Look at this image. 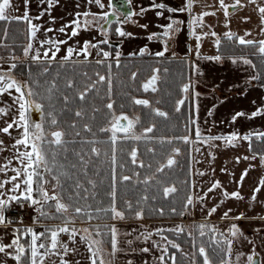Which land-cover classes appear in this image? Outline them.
Instances as JSON below:
<instances>
[{
  "label": "snow or ice",
  "instance_id": "obj_1",
  "mask_svg": "<svg viewBox=\"0 0 264 264\" xmlns=\"http://www.w3.org/2000/svg\"><path fill=\"white\" fill-rule=\"evenodd\" d=\"M47 3L48 9H51L53 6L59 3V0H41V3ZM198 0H186L185 4L180 8H173V7H167L163 3L153 4L152 7L156 9H166L170 13H176V12H191L193 9L194 3H197ZM23 3L25 5V11L23 12V15H11V9L13 8V4L11 0H0V21H17V22H24L27 25V38L28 43L23 48V53L26 58H29L33 63L40 64L42 61H47L48 63H51L53 60L56 59L57 53L61 50L60 45L66 44L67 41L65 40H59V39H53L48 38L45 40H41L40 44L43 48L44 45H49L48 48H43V52L41 54L40 49L35 50V54H31L34 49V41L37 39L38 32L41 31V27L38 24L33 23V18L30 17L29 11L27 10V6L29 4V0H23ZM89 4H95L100 9L105 8V4L102 2V0H88ZM249 4L257 5L256 11L259 14L260 17V31L264 32V2L259 3L257 0H248ZM220 8L223 10L225 17L229 16V7L236 9L237 7H244V4L242 3V0H235V2L232 5H228L225 3V0H219ZM77 7H79V4H77ZM108 7H112V0H108ZM47 11V9H46ZM147 9L141 8L140 13H132L128 12L124 14V21L132 22V16L133 15H140L143 14ZM44 12L40 13V16H43ZM83 16V17H89L92 16L93 19L91 20H84L83 23L79 19H72L70 21V24H65L64 26L60 27L58 29L59 32L64 33L66 29L71 26V37H76L79 35L80 30L87 31L91 27L94 26L95 21L97 18L104 20L106 23H111V21L108 20L109 13L107 11H102L100 13H90L88 11H84L83 13H76V16ZM157 16L162 15L161 12L156 13ZM209 15H215V12H208V11H202L199 15L193 16L191 20L189 21L190 26H200L203 23V19L206 16ZM40 16L35 17L34 19L39 20ZM183 21L180 20H171L168 24L163 26V32L162 34L158 33H152L149 35L148 39H159L160 35L163 37H170V33L176 31L178 32L180 29L176 28L175 25L177 24H183ZM141 27H147V25H141ZM102 32L105 36H107V29L103 28L101 26ZM46 32L53 31L51 28H48L45 30ZM8 30L4 29V34L7 35ZM115 33L119 35L120 37L125 36H131V33L125 32L121 27L115 28ZM190 35L193 36L196 40V50L198 51L200 48V41L203 36H209L216 37V33L213 31L211 33L204 32L202 35H198L195 31L190 32ZM249 35V33H245L244 36H236V33L233 32H226L224 33V36L228 40H233V38L236 39V42L243 46H252L256 52L260 54L261 57H264V39H260L258 41L252 40V39H246L245 37ZM109 41L107 38L104 40L99 41L98 43H92L91 41L85 40L83 42V45L79 47V49H75L73 47H68L66 51V55L63 56L62 61L68 62L73 57V55L81 56L87 59L88 56L91 55L90 49H99L97 52L98 56H102L104 59H98L96 60L97 64H103L105 60L111 55L110 52L104 51L103 49L99 48V44H108ZM221 43L220 39L215 40V44L219 46ZM165 44L167 45V42L165 41ZM165 51H167V46L165 47ZM141 54L145 52V49L140 50ZM120 53L117 52L116 56L119 57ZM157 56H163L164 51L157 52ZM12 59H15L13 57ZM205 59L213 60V61H220L222 59L221 56H209L205 57ZM239 61H241L245 65H250L253 68L256 66L252 63L250 59L247 57L241 56L238 58ZM83 63V61H80ZM117 64H119V61H116ZM232 62L235 64L237 63V59H232ZM73 63H76L73 61ZM63 66V64L61 65ZM17 67L16 63H12L9 66V69L7 72L0 71V95L7 94L9 96H12V91L14 90L15 93L18 95L13 96L12 103L8 105L7 107H0V116H10L11 120L10 122L5 121L4 126L0 127V133L9 134L10 135V129L18 128L21 129V132L19 134L18 138H15V142L12 145L13 148H16L17 155L15 156V159L17 160L19 166L11 168L13 175L7 176L8 166H0V173L5 174L4 179H0V226H2L5 229H8L10 225L15 223L14 221H11L9 217L6 215L8 210L11 208L12 204H16L19 207L23 208L25 206L33 208L37 212V216L33 218L34 223H38L40 218H56V219H62V223L54 226H44V231L37 232L33 227L28 226L21 230L20 228H13L12 229V238L10 243H4L2 240H0V254H3L4 257L11 258L15 261V264H46V261L49 260L53 256L59 257V264H70V261L66 259V257L70 253H75V248H70L69 244L67 242H64L60 239L61 234H67L68 240L75 242V237L82 231L83 233H86L87 235H80L81 241L87 242V250L90 253L89 260L90 264H97L99 261V264H105V259L100 255L102 249V240L96 239L93 236V232L90 231L89 228H84L82 230H78L74 227V224L76 220L82 216H86L88 221H92L93 219L99 218V213H105L106 215H110L112 220H124L126 219V211L125 208L128 210L129 213H134L135 219H143V209L136 210L132 204L131 201H124L125 208H121L117 204V173H116V142H117V132H123L125 134L124 138L128 139H135L140 140V136H136L132 134V129L135 127V124L138 122L139 118L137 117L135 120L129 119L125 115L121 116H115L113 114L112 121H110V128H101V132L111 131V143H112V157H111V163H112V169H111V190L108 192V196L110 197V205L107 208H101L97 207L95 209V212L97 213L96 216H94L90 209V205H87L85 203L84 206H80L78 204L79 200L87 201L89 197L95 198L96 193L90 192L88 188L84 186V184L81 183L79 179H76L74 181V186L72 188H69L67 186L66 181H62L61 177H66L68 180L72 179V176L69 175L66 171H61L59 174H55V168H56V153L53 151L51 153V156H49V148H46L45 146H61L65 143L64 136L65 132L61 130H54L50 133L46 134L45 129L42 123H35L30 120L29 112L34 107L35 110L40 111L42 109V105L39 103H35L32 99H30L33 96H36L38 93L34 91L31 84L28 81H19L17 80L12 74V69H15ZM195 68V65H193ZM109 71L111 69V65H108ZM48 68L45 67L43 69L44 73L48 72ZM154 73L156 70H153ZM85 76H87V73H84ZM98 77V80L91 81L86 85L83 91L79 92V98L80 100H85L87 93L90 89L94 88L96 83L98 82H105L107 80L108 84V90L109 93L111 92L112 87V80L111 75L106 78L104 75H100L99 73L96 74ZM133 78H135L136 73H133ZM158 77L153 74L143 85L144 91H156L155 84L157 82ZM253 80L259 79V76H253ZM32 83H35L33 81ZM67 87L71 88L73 86V81L71 79L67 80L66 82ZM56 88L55 82H53L47 89V91L51 94L53 89ZM190 84H183L181 91L184 93H187L189 91ZM64 100L67 101L68 97L65 96ZM137 105H149V101L146 99H135L133 101ZM184 100L180 99L176 101V111H180V106L184 104ZM16 108V112L12 113V108ZM106 107L108 109H112L113 105L111 103L107 104ZM155 114L160 117H167L168 114L166 112L160 111L158 108L153 109ZM261 110H257L256 112L252 113V116H256L260 114ZM49 117H51L49 123L53 126H56L58 124V121L56 117L53 115V113L50 111L47 113ZM77 117L82 116L81 111H77L75 113ZM244 113H236L235 116L232 117V119L235 121V119L238 116H242ZM18 117V118H17ZM126 120L127 125H123L120 123L121 120ZM192 124H195V120L191 121ZM72 127H75V125H72ZM85 131H91V128L88 124H85L84 126ZM146 133H150L153 131L152 127H147L144 130ZM77 136L80 135V133H76ZM49 136L51 139H49ZM255 137L257 140L264 139V131H259L255 133H248L243 136H240L237 133H232L228 136H208V137H202L201 131L199 127H196L195 129V138L196 141H202L205 144H210L211 141L216 140H224L226 144L235 146L236 142L239 140H245V141H251L252 137ZM147 138V137H145ZM173 139L180 140L186 145H192L196 141H193L189 135H181L174 137ZM163 142V139L161 140ZM3 141L0 140V146L3 145ZM85 143H91L94 144L95 141H85ZM167 143L171 144L172 140H168ZM17 146H23L24 150L21 151L19 147ZM215 146V145H210ZM249 148L251 150V143H249ZM3 148L0 147V151H2ZM67 151V149H64ZM199 148H196L195 151H199ZM149 152H152L153 149L149 148ZM172 154L167 156L166 163L160 164L159 167L156 168V172L160 173L163 172L165 168H172L174 165L177 164V160L175 159V156L179 155L181 152V149L178 147H174L171 149ZM91 153L95 156L100 155V150L97 147H91ZM75 155L79 158L80 163L83 165V175L87 177V168L90 163L89 160H85L84 156L81 155L79 152L75 153ZM131 157V163L137 164V149L133 148L131 152L129 153ZM211 155V153H210ZM189 175H192V169H191V151L189 152ZM256 154H253L251 159H256ZM239 157L237 158V161H239ZM244 159H249V157H244ZM260 164L264 165V153L259 154ZM11 163V161H9ZM63 166L61 165V168ZM71 167L73 169L76 168V164H72ZM121 168L124 167L123 164L120 165ZM140 167H144L143 162L140 163ZM251 168L252 165H249ZM200 176L205 175L203 172L197 173ZM248 174V169H245L244 172L240 176V181L243 182L245 177ZM138 175V174H136ZM50 177V179H49ZM155 179L154 176L152 177H145L142 183H149L150 180ZM120 182L125 181H131L132 176L128 175H121L119 177ZM87 184L91 185L92 188L96 187L95 181L92 179H87ZM10 185L11 187H8ZM49 186L51 187V190H49ZM195 185L193 184V187ZM264 186V177H262L259 180V185L256 186L253 190V195L251 196L252 201L257 200V196L255 193H259L262 190V187ZM221 184L219 181H215L211 183V186L207 189V192L204 193L202 196H194L192 193H189L184 202H183V208L184 211L179 212V215L184 216L187 213V210L189 206H194V202H202L205 198V196L208 195V193L213 192L216 189H220ZM177 191V188L175 186H165L162 189V194L164 198H168L171 194L175 193ZM15 193V194H12ZM222 195L225 199L228 198H234L236 200H243L244 197L241 195L239 190L228 192L223 191ZM76 200L77 203H73V200ZM149 199L148 196H143L140 198V201L137 203H140L141 201H147ZM152 199H155V197H152ZM223 203V201H221ZM55 209L54 213H50L49 211H46V208H53ZM160 215H164V209L160 208L159 210ZM170 211L173 214L177 213V209L175 207H172ZM217 211V207H212L208 209V215H212ZM231 211V209H229ZM229 212H224L223 218L228 217ZM244 215L241 213L239 216L234 217L236 220L243 219ZM261 219H264V217H261ZM22 223V221H20ZM104 228H107L109 231L107 233H104L103 235H109L110 236V243H111V256H115V254L118 251H121V249L118 247V230L115 225H103ZM95 229V236H101L102 233L100 232V225L94 226ZM199 235L201 237L206 235V229L208 232H210L212 235L210 237L211 244L216 245V249L214 251L216 252V255L220 257L219 264H231L230 260L225 259V256H230L232 253V246L234 243L233 239H229L227 236H224L223 233H220L221 239H217V232L218 230L215 228V226H209L207 224H199ZM162 229H156V232L158 234L162 233ZM170 232H174L176 234L183 233L185 231L184 226L177 225L175 228L168 229ZM229 234L232 237H237L238 235H242L241 230L238 228L237 224L233 223L230 225V228L228 229ZM21 235H28L30 236V241H27L25 243H21ZM191 235V233H189ZM152 236L151 232H148L147 235L144 236L145 240L150 239ZM162 240L166 241L168 245L172 249L180 250V245L177 244L175 241L169 239L167 236H162ZM129 244L132 243L131 240L128 241ZM153 245L155 247L160 248L161 245H159L157 242L153 241ZM226 245V247L222 246ZM211 246V245H209ZM162 254L159 256L160 264H165V257L167 256L169 260H171V264H177L176 255L175 253L169 254L168 247H162ZM140 251L142 252H149V248L145 247L142 248ZM199 256L203 258L202 264H214V261L210 259L209 254L207 252V249L205 246L201 245L198 248ZM248 264H254L253 262V255H248L247 257ZM6 264V261L4 262ZM52 264H56L55 261H52ZM76 264H79L77 261ZM109 264H111V261H109ZM128 264H132L131 261L128 262ZM192 264H196V260L193 257Z\"/></svg>",
  "mask_w": 264,
  "mask_h": 264
},
{
  "label": "trees",
  "instance_id": "obj_2",
  "mask_svg": "<svg viewBox=\"0 0 264 264\" xmlns=\"http://www.w3.org/2000/svg\"><path fill=\"white\" fill-rule=\"evenodd\" d=\"M4 29L8 30L7 35L4 34ZM0 41L9 47V55L24 56L23 48L28 43L26 23L11 20L0 21ZM219 50L221 54H249L250 57L255 60V64L259 65L260 56H255V49L252 46H243L237 44L235 40H228L225 38L221 40ZM75 62L76 63H73L71 60L68 62L54 60L48 63L45 60L40 64H36L31 60L20 59L14 62L17 64V67L12 69L11 73L19 81H28L34 91L38 93L36 96L30 98L35 101V103H43L45 107L40 110L42 118L39 116L38 120H42L44 116L41 123H47V128H49L50 131L61 130L65 132V143L63 145H46L45 147L49 148V156H51L53 151L56 153L55 174L66 171L72 176L71 180H68L66 177H61L62 181H66L69 188H72L74 186V181L79 179L90 192L96 193L95 198L89 197L87 201L82 199L78 201L80 206H84L85 203L90 205L89 211L96 216L97 213L95 209L97 207L107 208L110 205V197L107 194L111 190V173L108 174V171H106L103 166H100L99 169L96 167L97 161H105L108 162L112 169V133L110 131H100L101 128H108V125L104 124V121H106L105 118L110 115L111 110L108 109L106 105L111 103L113 105L112 109L117 110L122 107L121 105L126 106V104L129 103V99L130 103H132V95L138 93L136 89L139 87L140 81L144 79V76L150 73L152 63L146 64L147 69H145L146 66L140 65L137 62L130 63L121 61L119 64L113 60L109 62L105 61L103 64H97L96 60H91L88 63ZM62 64L63 66H61ZM109 64L111 65L110 71L108 68ZM262 65L264 66V64ZM160 66L163 69L166 67L161 77L159 94L162 96V106L168 116L166 118L158 117L153 110H145L142 115L143 120L141 124L149 125V127L153 128V131L146 133L144 137L150 135L152 139L145 138L137 140L136 142L138 144L136 146L130 142V144H127L126 148L119 145V143H117L118 141L116 142V159L117 163H120L116 164L117 204L119 207L125 208L124 201H135L132 203L134 208L136 210L142 208L144 218L148 216L151 218H175L180 216L179 212L184 211L183 202L186 196L192 192V177L189 175V145L183 147V149L187 151L184 150V153L179 157L176 165L172 168L164 169L163 172L156 173L154 175L155 179L150 180L149 183H142L144 178L149 177L147 175L151 174V168L157 163L163 162L164 156H167L166 154L169 151V145L171 146L173 143H176V145L182 144V141L176 139L171 144L167 143L168 140H164V142H161V140L165 137L183 135L180 124H183L184 120L189 116L188 107L184 104L180 106L179 112L176 111V101L183 95L181 84L185 81L188 73L186 58H167L160 63ZM45 67L49 69L47 73L43 72ZM133 71L138 73V75L136 73L135 78H133L132 75ZM84 73H87V76H85ZM97 73L104 75L106 78L109 74L111 75V92L109 93L107 80L105 82H98L94 88L89 90L85 100H80L79 92L83 91L86 85L91 81L98 80ZM69 79L73 81V86L71 88L66 85ZM33 81H35V83H32ZM53 82H55L56 88L53 89L50 94L47 89ZM65 96L68 97L67 101L64 100ZM50 111L58 121L56 125L58 128H53L56 126L49 123V118L51 119V117H49L47 113ZM77 111H81L82 116L77 117L75 115ZM29 117L33 122L30 112ZM47 117L48 119L45 122V118ZM151 122H153L152 125H150ZM85 124L89 125L91 131L84 130L83 126ZM72 125H75V127H72ZM76 133H80V135L77 136ZM49 139H51L50 136ZM85 141H95L94 144H99L101 148L100 155H93L91 153V147H93L94 144L85 143ZM131 147L137 149V155L141 153L146 161L144 170L139 171L141 168L137 169L128 165V158L130 157L128 153L133 149L130 150ZM149 148L153 149V151L149 152ZM64 149H67V151ZM251 150L252 152H259L260 154L264 153V139L252 141ZM77 152L83 155L85 160L86 157H89L90 163L87 168V177L83 175V165L75 155ZM148 162H150L152 166H148ZM121 163H125L123 168L120 167ZM72 164H76L75 169L71 167ZM61 165L63 166L62 168ZM121 175L132 176V180L120 182L119 177ZM135 178L138 179V181H134L133 179ZM87 179L94 180L96 187L92 188L91 185H88ZM165 186H175L177 191L168 198H164L162 189ZM143 196H148L149 199L137 203ZM152 197H155V199H152ZM72 202L74 204L77 203L75 199ZM172 207L177 209L176 214L170 211ZM160 208L164 209V215L162 216L158 211ZM45 210L50 213H54L55 211L54 207L46 208ZM125 211L126 218L131 216V213H129L126 208ZM191 211L192 206H189L187 212L190 214ZM98 215V219L110 217V215H106L105 213H99ZM41 219L58 221L56 218L42 217ZM201 223L212 226L210 221H196L192 227L191 235H189L185 229L186 232L184 231L180 234L174 233L172 238L182 247L191 245L193 241L192 238H194V241L196 244L198 243L199 247L201 245L206 247L210 259L217 263L220 257L217 256L214 251L216 245L211 244L210 237L212 234L206 229L205 236L201 237L199 235L198 225ZM222 233L225 236V231ZM217 234L219 233L217 232ZM21 239L27 240L26 237H21ZM219 239H221V237ZM105 240L109 241L107 242L108 244H111L110 237L108 239L105 236ZM222 246L225 247V245ZM168 249L169 254L175 253L177 256L180 255L178 250L172 249L171 247ZM165 259L169 260L167 256ZM179 262L181 263V260H178L177 264H179Z\"/></svg>",
  "mask_w": 264,
  "mask_h": 264
},
{
  "label": "crops",
  "instance_id": "obj_3",
  "mask_svg": "<svg viewBox=\"0 0 264 264\" xmlns=\"http://www.w3.org/2000/svg\"><path fill=\"white\" fill-rule=\"evenodd\" d=\"M173 2L177 5L176 7L173 6V8H180L185 4L186 0L181 4L177 1ZM234 2L235 0H225V3L228 5H232ZM257 2L259 4L264 2V0H257ZM242 3L244 7H237L236 9L229 7L230 14L228 17H225L223 10L220 8L219 0H198L197 3H194L191 12H183L187 17L184 20V27L182 26L178 33L180 34L181 31L185 30L187 42L180 44L181 49L177 45L173 56L176 58H186L188 64L200 68V72L197 73L198 76L193 74L189 77L195 81H192V79L189 81L190 88L187 92V99H191L194 111L190 121L195 120L196 123H191L190 131H187L186 135H189L193 141H196V127H199L202 137L228 136L232 133L243 136L248 133L264 131V66L262 65L264 64V57H261L255 51V56H260L259 65H256L255 60L249 54H221L219 46L215 44L217 38L220 41L225 39L224 33L229 31L236 33L237 37L244 36L247 32L249 35L245 37L246 39L256 41L264 39V32L260 31L261 23L259 14L256 11L257 5L249 4L248 0H242ZM202 11L215 12V15L204 17L203 23L200 26H190L189 21L191 18L199 15ZM192 31H195L198 35L214 31L217 35L216 37L202 35L200 48L197 51L195 47L197 42L190 35ZM179 34L176 36L177 43ZM233 40L236 42L235 38ZM217 55L222 57L220 61L205 59V57ZM241 56L250 59L256 67L253 68L250 65L244 64V71L236 69L237 71L209 72L211 69L210 63L227 66L233 63L232 59L239 61L238 58ZM194 61H196V64ZM208 67L210 68L207 69ZM203 69L205 70L204 72L202 71ZM253 76H259V79L253 80ZM11 91L12 96L7 94L0 95V107H7L12 103L13 96L18 95L14 90ZM258 109L261 110L260 114L252 116V113ZM15 112L16 108L13 107L12 113L14 114ZM236 113H244V115L238 116L234 121L232 117ZM10 120V116H0V127L4 126L5 121L10 122ZM20 132L21 129L13 128L10 129V135L0 133V140L4 142L0 146L3 148L0 151V166H8L7 176L14 174L11 168L19 166L15 159L17 151L12 145L15 142V138L19 137ZM254 140H257L254 136L251 141L241 139L236 142L235 146L226 144L224 140L211 141L210 144L196 141L194 144L189 145L192 168L191 193L194 196H202L207 192L211 183L219 181L221 184L220 189L208 193L202 202H194L191 211L194 221L209 220L229 223L239 221L234 219V217L243 213L244 218L240 220L250 219L264 224V219H261V217H264V186H261L262 190L259 193H255L257 200H251L254 188L259 185V180L264 177V165L260 164V153L252 152L249 148V143ZM17 147L21 151L24 150L23 146ZM196 148L200 150L195 151ZM253 154H256L257 157L254 160L251 159ZM238 157L240 158L239 161H237ZM244 157H249V159L246 160ZM249 165H252V167L250 168ZM245 169H248V174L244 181L241 182L240 176ZM198 172H203L205 175L200 176L197 174ZM4 178L5 174L0 173V179ZM193 184L195 185L194 187ZM8 187L11 186L8 185ZM225 190L228 192L239 190L244 199H225L222 195V192ZM212 207H217V211L212 215H208V209ZM226 211L229 212V215L222 219ZM163 221H160L157 229L168 230L181 225L175 223L176 221L174 222L175 224L171 225L163 224ZM114 225L118 230V247L121 249V251L115 254L114 263L128 264L131 261L132 264H160L158 258L162 254L161 249L162 247L169 246L166 241L162 240V236H166L163 231L157 236V226H155L152 228L155 234L151 230L152 236L150 239L145 240L144 236L148 233L145 227L139 226L137 230L133 231L132 229L129 230V224L123 226L126 224L116 222ZM129 240L132 241L131 244L128 243ZM153 241L157 242L161 247H155ZM145 247L149 248V252L140 251ZM165 264L171 263L165 261Z\"/></svg>",
  "mask_w": 264,
  "mask_h": 264
},
{
  "label": "rangeland",
  "instance_id": "obj_4",
  "mask_svg": "<svg viewBox=\"0 0 264 264\" xmlns=\"http://www.w3.org/2000/svg\"><path fill=\"white\" fill-rule=\"evenodd\" d=\"M173 1H177L180 4L182 2H184V0H134L135 2H140L141 4H148L147 7H150V9H147V11L144 12V14L146 13L147 15L144 16L142 14L140 15H133L132 16V22H127L124 21V18H120V21L118 22L119 27H121L125 32L131 33V36H125V37H120L119 35H117L116 33L113 34V37H110L109 34L112 33V31L107 30V36H105L102 32L101 29V25L100 23L103 21L102 19L97 18V20L94 23V26L91 27L89 30L84 31V30H80L79 35L76 37H71V26H69L66 31L64 33H61L58 31V29L62 26H64L65 24H70V21L72 19H79L82 23L84 20H91L93 19L92 16L89 17H83L82 15L77 17L76 13H83L84 11H88L90 13H100L102 11H107V10H112V8L108 7V0H102V2L105 4V8L104 9H100L98 6H96L94 3L93 4H89L88 0H59V3L56 4L55 6H53L51 9H48V5L47 3H41V0H29V4L27 6V10L29 11V15L31 18H33V23L40 25L41 27V31L38 32L37 34V39L33 42L34 43V49L33 52L30 53L31 54H35V50L36 49H40L41 54L43 52V48H48L50 47L49 45H44L43 48L41 47L40 41L41 40H45L48 38H53V39H59V40H65L67 41L66 44L60 45V51L57 53L56 55V61L58 60H62L63 56L66 55V51L68 47H73L75 49H79V47H81L83 45V42L85 40L91 41L92 43H98L101 40H104L105 38L109 39L112 38L114 40H120L122 42V46L120 47L122 50L123 47V51L125 53H135V54H141L140 50L141 49H145L146 50V46H149V44H151L152 40H149L148 37L149 35H151L152 33H158V34H162L163 32V26L168 24L169 22H171V20H179L183 21L185 24V18L187 17L184 13L181 12H176V13H170L168 12L166 9H156L154 7H152L153 4H158V3H163L165 4L167 7H173V6H177ZM12 4H13V8L10 10L11 11V15H23V12L25 11V5L23 3V0H11ZM77 4H79V7H77ZM134 12L133 13H140L141 8L139 7V4L136 3L134 4ZM47 9V11H46ZM161 12L162 15L157 16L156 13L157 12ZM44 12L43 16H40V13ZM40 16L39 20L34 19L35 17ZM148 23V25H147ZM183 24H179V26L175 25L176 28L181 29V27L183 26ZM141 25H147V27H141ZM27 26V25H26ZM184 27V26H183ZM51 28L53 31L51 32H46L45 30ZM149 28V29H147ZM180 31V30H179ZM178 31V32H179ZM115 32V30L113 31ZM174 31L172 33H170V37H163L162 35H160V38L158 39V43H157V47H158V52L164 51V55L169 57L172 55V58H176L175 56L173 57L174 52L176 51L177 45L179 46V48L181 49V45L180 44H184L185 42H187V33L185 30L181 31L180 34ZM178 34L180 35L178 37V43L176 40V36H178ZM101 37H100V36ZM155 40V39H154ZM165 41L167 42V45L165 44ZM100 46V44H99ZM167 46V51H165V47ZM9 47L3 43L2 41H0V70L3 71H8L9 66L16 62L17 60L20 59H24V60H30L29 58H26L25 56H11L8 54V52L10 51L8 49ZM100 49H102L101 47H99ZM99 49H90L91 55L87 57H94L97 55ZM104 50V49H103ZM105 51V50H104ZM256 51V50H254ZM144 54V53H143ZM13 57H15V59H12ZM71 61H80V60H85V58L83 57V55L81 56H76L73 55V57L70 59ZM54 61V60H53ZM196 64V61H194ZM211 65V69L209 70V72H229V71H237V70H241L244 71L245 69V65L242 62L237 61V63H232L231 65H223V64H213L210 63ZM166 67H164V69H162V74L161 77L163 75V70ZM210 67H208L207 69H209ZM237 69V70H236ZM203 72L205 71L204 69L202 70ZM200 72V68L199 67H193L191 66V64H188V73H187V77L185 79V81L181 84V87L183 86V84H186L187 81H191L192 78L191 75H195L198 76L197 73ZM202 76V75H201ZM194 79H192L193 81ZM195 81V80H194ZM160 95V94H159ZM133 97V96H132ZM156 97L158 98V93L156 94ZM179 100V99H178ZM184 105L186 107H188L189 110V116L187 119L184 120L183 124H180L182 127V134L186 135L187 131H190L191 128V118L193 116V108H192V101L191 99H187L186 102H184ZM154 106V105H153ZM154 107H157L154 106ZM152 107V110L153 108ZM122 109H117V110H111L110 114L116 115L118 113L121 112ZM130 115H132V118L135 120L138 117V111L136 110H132L131 112H129ZM139 118V117H138ZM48 117L45 118V122L47 121ZM50 121V118H49ZM47 123L43 124L44 129H45V133L48 134L50 133V129L47 128ZM149 127V125L146 124H141L140 120H138V122L135 124V127L132 129V134L136 135V136H140L141 139H145V135L146 132L144 131L145 128ZM53 128H58L53 127ZM53 130V129H51ZM119 136V135H117ZM125 136V135H124ZM123 137V136H122ZM122 137H120L122 139ZM144 137V138H142ZM149 139H152V136H146ZM174 137H165L162 138L163 142L164 140H172V142L175 140L173 139ZM129 139V144L130 142L134 144V146H136L138 143L136 142L137 140L135 139ZM117 141L119 142V138L117 139ZM136 142V143H135ZM133 146V147H134ZM186 144H184L182 142L181 145H176V143H173L171 146L169 145V151L166 154L171 155V149L174 147H178L181 149V152L179 155L175 156V159L179 160V157L184 153L183 147H185ZM94 147H97L99 150H101L99 144H94ZM131 147L130 150L133 148ZM187 151V150H185ZM129 152V151H128ZM129 155V153H128ZM130 156V155H129ZM167 156H164V160L162 163H166V159ZM86 160H89V157H86ZM139 160H141L144 163H146V161L144 160L143 156L141 153H139V155H137V164H132L131 163V158H128V165L133 166V168H141L139 171H142L145 169V165L144 167H140L139 166ZM105 162V161H104ZM149 165L148 166H152V164L150 162H148ZM162 163H157L154 167L151 168L152 172L151 174L147 175L149 177L154 176L157 172H156V168L160 166V164ZM132 168V169H133ZM167 169V168H165ZM137 173V172H136ZM134 175V173H133ZM134 181H138V179H133ZM49 190H51V187L49 186ZM130 201V200H129ZM135 202V201H134ZM132 202V203H134ZM28 212L24 213V215H22V217H24L25 219H20V221H22L25 224L28 225H23L20 227H18L19 225H13L9 226L8 229H5L3 227H0V240H2L4 243H10L11 242V238H12V229L13 228H20L21 230H23L24 228L31 226L33 227L37 232H42L44 231V226H54V225H58L60 223H62V219H58L57 220H45V219H39L38 223H35V225H30L33 224V218L37 216V212L30 207H27ZM55 212V211H54ZM153 214V213H152ZM166 220V221H163ZM159 221V223H158ZM160 221H163V224H181V226H184V228L186 229V231L188 233L192 232V227L194 226V223L196 221L193 220L192 218V214L190 213H186V216H178L175 218H151L150 216H148L147 218L143 219H135L134 218V213H131V216L127 217L124 220H112L111 217L109 218H105V219H93L92 221H88L87 217H80L76 220L74 227L78 230H82L84 228H89L90 231L93 232V236L96 239H100L102 240V245L100 246L102 251L100 253V255L105 259V264H109V261H111V264H116L114 263L115 261V256H111V244H108L107 240H105V236L106 238L109 239V235H103L104 233H107L109 230L107 228H104L103 225L107 224V225H114V223L116 222H120L121 224H126L123 226H127L128 224V228L129 230L132 229L133 231H135V229L137 230L139 228V226L145 227V230L147 232H150L152 230V228H154L155 226L156 229L158 228V225H160ZM168 221V222H167ZM176 221V222H175ZM206 222L209 220H205ZM175 222V223H174ZM210 223L212 224V226H215V228L218 230V233H222L223 231H225V236H227L229 239H233L234 243L232 246V253L230 256H225V259L230 260L231 264H248L247 262V257L248 255H257L260 259V264H264V224L263 223H257L254 220H239V221H232L229 223H220V222H215V221H210ZM237 224L238 228L241 230L242 235H238L237 237H232L229 232L228 229L230 228L231 224ZM96 225H100V232L102 233L101 236H95V229L94 226ZM167 226V225H164ZM154 230V229H153ZM152 230V233H154ZM185 231V232H186ZM164 235H166L169 239L173 240V234L174 232H170L168 230H163ZM155 234V233H154ZM217 234V239L220 238V235ZM67 236V243L69 244L70 248H75L76 252L75 253H70L66 259H68L70 261V264H76V262L78 261L79 264H90V260L88 259L90 256V253L87 250V242L86 241H81L80 240V235H87L86 233H83L82 231H80V233L75 237V242L73 243L72 241L68 240V235L65 234ZM156 235L158 236V233H156ZM27 238V240H22L21 239V243H25L27 241H30V236L28 235H21V237L23 238ZM154 236V235H153ZM61 239V237H60ZM193 241L191 243V245H187L185 247H182L180 244V250L179 253L180 255L177 256L176 260H181V263L179 262V264H192V260L193 257L196 260V264H202V260L203 258L199 256L198 253V248L199 245L198 243L196 244V242L194 241V238H192ZM62 240V239H61ZM175 241V240H173ZM176 242V241H175ZM177 243V242H176ZM178 244V243H177ZM170 247V245L168 246V248ZM226 247V245H225ZM117 254V253H116ZM117 258V257H116ZM120 259V258H119ZM201 261L199 262L198 261ZM121 260V259H120ZM6 261V264H15V261L12 260L11 258L8 257H4L3 254H0V264H4V262ZM52 261H55L56 264H59V257L58 256H53L51 257L49 260L46 261V264H52ZM166 262L171 263V260H167L165 259ZM97 264H99V261L97 262ZM214 264H218V262H214Z\"/></svg>",
  "mask_w": 264,
  "mask_h": 264
},
{
  "label": "flooded vegetation",
  "instance_id": "obj_5",
  "mask_svg": "<svg viewBox=\"0 0 264 264\" xmlns=\"http://www.w3.org/2000/svg\"><path fill=\"white\" fill-rule=\"evenodd\" d=\"M138 3L139 4V7L140 8H144V9H150V7H147L148 4H141L140 2H135L134 3V0H112V10H107V12L109 13L108 15V20L111 21V23H106L104 20L100 23L101 26H103V28H106L107 30L109 31H112V33L109 34L110 37H113V34H115V32H113L115 30L116 27H119V24L118 22L120 21V18H124V14L125 13H128V12H134V4ZM136 9V8H135ZM142 15L146 16L147 14L143 13ZM111 18V19H109ZM148 25V23H147ZM149 29V28H147ZM100 36V35H99ZM101 37V36H100ZM109 43L108 44H100L99 47H101L102 49H104L105 51H108L111 53V55L105 60L106 62H109L111 60L113 61H125V62H130V63H139L140 65H144L146 66V64L148 63H152L151 64V71L148 75L144 76V79H142L139 83V87L136 89V91L138 92L137 94H133L132 96V103H130V99L128 100L129 103L126 104V106L124 105H121L122 107H120L119 109H122L120 113L116 114L115 116H121V115H125L127 116L129 119H132V115H130L129 112H131L132 110H136L138 111V117H139V120L140 122L143 120L142 119V115H143V112L145 110H150L152 111V107L156 106L157 107H154L153 109H162L164 110V107L162 106V96L159 95V90H160V82H161V74H162V69L161 66H160V63L169 58L165 55L163 56H157L156 53L158 52V39H152V42L151 44H149V46H146V50L144 52V54H135V53H132V54H129V53H125V52H122L123 51V47H122V50H121V44L122 42L120 40H114L112 38H109L108 39ZM119 52L120 55L119 57L116 56V53ZM172 57V55L170 56V58ZM174 57V56H173ZM98 59H104L102 56H94V57H90L86 60H80V61H83V62H86L88 63L89 61L91 60H98ZM79 61V62H80ZM147 69V66L146 68ZM153 70H156L155 73ZM138 72V70H137ZM136 71H133L132 73H137ZM155 74L158 79H157V82L155 84V87H156V91L153 92L151 90L149 91H144L143 90V87L142 85L153 75ZM138 75V73H137ZM189 81H187V84ZM158 93V98L156 97V94ZM135 99H146L149 101V105L145 106V105H137L135 104L133 101ZM186 102V101H185ZM39 104L42 105V108L44 107L43 103H40V102H37ZM154 105V106H153ZM183 105V104H182ZM45 108V107H44ZM42 110V109H41ZM113 110V109H111ZM115 110V109H114ZM155 113V112H154ZM31 114H32V117L34 118V115L36 114L37 115V120L34 121L35 123H41L42 120L44 119V116H43V119L42 120H38L39 119V116L40 118H42V113L41 111H37L35 110V108L33 107L31 109ZM39 114V115H38ZM160 117V116H158ZM112 114L108 115V117H106V121H104L105 123L104 124H107L108 125V128H110V121H112ZM159 123V121H158ZM153 122L150 123V125H152ZM111 132V131H110ZM116 135H119L117 136L119 138V145H122L124 146L125 148L127 147V144H129V139H125L124 138V133L123 132H117ZM123 136V137H122ZM122 137V139L120 138ZM117 161V159H116ZM142 161L139 160V166H140V163ZM117 164H120V163H117ZM125 166V163H121ZM145 165V163L143 164ZM100 166H103L105 167L106 171H108L107 173H111V167L109 166L108 162H99L97 161V165L96 167L99 169ZM136 173V172H134ZM106 174V175H108Z\"/></svg>",
  "mask_w": 264,
  "mask_h": 264
},
{
  "label": "built area",
  "instance_id": "obj_6",
  "mask_svg": "<svg viewBox=\"0 0 264 264\" xmlns=\"http://www.w3.org/2000/svg\"><path fill=\"white\" fill-rule=\"evenodd\" d=\"M20 212H21V210H20L18 207H16V206H12V207L8 210V212L6 213V215H7L9 218H11V217H13V216H17ZM63 239L65 240L66 238L63 237Z\"/></svg>",
  "mask_w": 264,
  "mask_h": 264
},
{
  "label": "water",
  "instance_id": "obj_7",
  "mask_svg": "<svg viewBox=\"0 0 264 264\" xmlns=\"http://www.w3.org/2000/svg\"><path fill=\"white\" fill-rule=\"evenodd\" d=\"M109 19H111V18H109ZM182 99H184V98H182ZM34 119H37V115L36 114L34 115ZM120 123L123 124V125H127V121L123 120V119L120 121ZM253 262H254V264H260V259H259V257L257 255L253 256Z\"/></svg>",
  "mask_w": 264,
  "mask_h": 264
}]
</instances>
